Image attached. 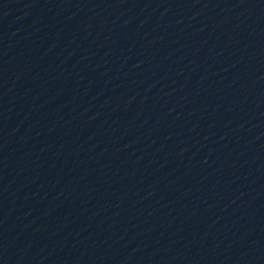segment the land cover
<instances>
[{"label": "water", "instance_id": "1", "mask_svg": "<svg viewBox=\"0 0 264 264\" xmlns=\"http://www.w3.org/2000/svg\"><path fill=\"white\" fill-rule=\"evenodd\" d=\"M155 59L264 119V0H69Z\"/></svg>", "mask_w": 264, "mask_h": 264}]
</instances>
